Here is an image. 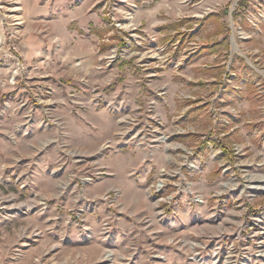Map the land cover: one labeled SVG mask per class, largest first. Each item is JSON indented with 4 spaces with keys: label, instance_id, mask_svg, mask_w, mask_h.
<instances>
[{
    "label": "rangeland",
    "instance_id": "374dc122",
    "mask_svg": "<svg viewBox=\"0 0 264 264\" xmlns=\"http://www.w3.org/2000/svg\"><path fill=\"white\" fill-rule=\"evenodd\" d=\"M92 3L74 41L43 21L27 51L24 1L0 0V264H264V192L216 193L233 139L264 173V80L227 68L225 18L204 15L195 49L163 13L149 43L118 0Z\"/></svg>",
    "mask_w": 264,
    "mask_h": 264
},
{
    "label": "crops",
    "instance_id": "0c3cea01",
    "mask_svg": "<svg viewBox=\"0 0 264 264\" xmlns=\"http://www.w3.org/2000/svg\"><path fill=\"white\" fill-rule=\"evenodd\" d=\"M24 4H23V8H25L26 10V16H27V20H34L33 23H26L25 24V28L23 31V37L22 40L20 42L21 47L20 50H30L28 49V44L27 41H31L32 43H35V40L32 37L31 31L32 30H36L38 28H42L41 26H44L43 21H50V25L52 28V31L54 34L58 35V37H60L61 39L65 41H69L74 39H70V27H72L73 23L77 24L79 27H83L82 25H84L85 23H87V17L85 15V10L88 9L89 6L95 5L94 3H92V0H84V2L82 4H80L78 6V8H72L69 9L68 13L64 14L61 13V4H63L64 2H66V0H52V11H51V16H50V12H49V5L48 3H51L50 0H23ZM231 2V0H196L193 3L189 2V3H184L181 0H118L119 5H121V7L123 8V12H122V20H121V29H123V31H125L127 28L129 27H139L141 26V24H145L146 26H144V28H137L139 30H143L145 33H148V38L146 40L149 41V43L154 42L156 39L151 37L153 35V33L156 31V24H157V19H156V15L157 14H161L163 13L166 17V19H176V22L179 23L178 26H174L175 30L170 29V31H168L169 33L171 32H185L186 30H191L192 28H199V30L197 31V33H193L194 35H199V33L201 34V25H202V18L204 16H198L197 14L204 13V11L206 10V8H209L208 11L210 12H205L204 15L208 14V13H214L213 15H215L216 17L222 16L225 18V23L224 24V32L225 33H229V28H228V14H227V8H228V4ZM212 9V10H211ZM62 14V15H61ZM235 17V21L238 22L245 30L249 31V32H253L254 30L252 27H250L248 24H246L242 18L239 15L234 16ZM93 18L92 16H90V19ZM120 18V19H121ZM92 20V19H91ZM90 20V21H91ZM38 21H41V23H39ZM133 21V22H131ZM189 23L190 26L186 25ZM260 28L262 30V35L264 36V24L260 25ZM136 29V30H137ZM154 30V31H152ZM180 30V31H179ZM153 32V33H152ZM194 32V31H193ZM68 39H67V36ZM0 36H1V29H0ZM135 36H137L136 39V45H142L143 41H145V38H141L139 34H135ZM197 40V39H196ZM151 41V42H150ZM174 44V43H173ZM257 44V43H256ZM247 46H251V47H255V43L253 42V40L249 43L246 44ZM170 46H172V44H170ZM207 47V45H204ZM74 47L76 49V47H78V44L76 42H74ZM79 47H83L85 48L86 46L84 45H80ZM171 50L172 47H171ZM263 50V49H261ZM26 54V53H25ZM26 57L27 54H26ZM237 58L234 59V61ZM241 60L243 61V59L241 58ZM244 62V61H243ZM245 64V63H244ZM1 79V78H0ZM2 87L0 85V91H2ZM16 156V157H15ZM24 156L21 153L16 152L14 154V158L12 160H16L17 157H22ZM13 157V154L12 156ZM44 181H47L48 177H42L41 178ZM50 184V183H49Z\"/></svg>",
    "mask_w": 264,
    "mask_h": 264
},
{
    "label": "built area",
    "instance_id": "2783aa9c",
    "mask_svg": "<svg viewBox=\"0 0 264 264\" xmlns=\"http://www.w3.org/2000/svg\"><path fill=\"white\" fill-rule=\"evenodd\" d=\"M184 3H193L196 0H181ZM209 8H206L204 13L210 12ZM212 10V9H211ZM204 13L197 14L198 16H204ZM228 14V28H229V48L230 54L227 61V68L232 65L236 55L240 56L245 65L255 71L258 77L264 80V51L259 46L251 47L246 44L251 42L256 36L262 35L260 25L264 24V0H231L227 8ZM236 15H239L242 20L253 28V32L245 30L238 22L235 21ZM199 28H192L186 30V33L191 35L197 33ZM194 31V32H193ZM185 34V32H184ZM195 40L197 42H191L194 48L202 47L201 39L199 35H196ZM172 49H177V44H172ZM177 63V62H176ZM175 63V64H176ZM229 71V70H228ZM225 75L227 81H230L231 75H235L233 72ZM230 76V77H229ZM246 81V79H245ZM154 100H149V104H154ZM151 107L153 105H150ZM149 107L147 110L152 111ZM233 116L236 117L239 111L233 108ZM237 125L231 127V131H235ZM250 141L244 140L239 142L232 140L230 142L229 154L230 160L226 165V169L230 170L231 179L227 183H223L219 186V190L216 192L220 194L223 190L231 191L232 195H235V199H240L241 195L244 198L252 199L258 192H264V173H257L253 170L254 157L249 153ZM227 148V146H225ZM264 151V149H263ZM264 161V160H263ZM164 187L163 182H158L157 189L154 192L157 194L159 190ZM246 196V197H245ZM234 199V200H235ZM195 200L198 203L203 202L201 196H195ZM228 254V253H227Z\"/></svg>",
    "mask_w": 264,
    "mask_h": 264
},
{
    "label": "bare ground",
    "instance_id": "6f19581e",
    "mask_svg": "<svg viewBox=\"0 0 264 264\" xmlns=\"http://www.w3.org/2000/svg\"><path fill=\"white\" fill-rule=\"evenodd\" d=\"M22 234H25L24 232L23 233H21V235ZM227 253H230V250L227 252ZM231 254V253H230ZM109 255V254H108ZM108 255L106 256V257H108ZM260 255H264V253L262 252V253H260ZM227 256H229V254L227 255ZM104 258H105V256H103ZM232 257V256H231ZM41 260V259H40ZM105 260V259H104ZM230 260H231V258H230ZM226 264H231L232 262L231 261H226L225 262Z\"/></svg>",
    "mask_w": 264,
    "mask_h": 264
}]
</instances>
